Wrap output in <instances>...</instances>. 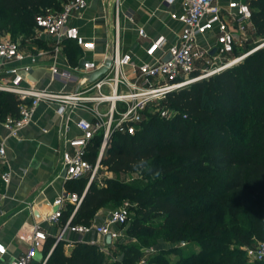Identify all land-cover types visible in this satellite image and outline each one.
<instances>
[{
  "label": "trees",
  "instance_id": "trees-1",
  "mask_svg": "<svg viewBox=\"0 0 264 264\" xmlns=\"http://www.w3.org/2000/svg\"><path fill=\"white\" fill-rule=\"evenodd\" d=\"M63 2L0 0V34L30 35L29 42L45 47L44 41L33 36L35 16L43 9L60 10ZM248 4L253 33L264 39V0ZM28 49L34 50L33 46ZM62 50L71 66L79 62L81 49L75 42L64 41ZM242 87L246 89L244 104ZM18 104L14 94L0 91V118L18 115ZM165 104L177 110L174 118L148 114L134 134H113L100 160L115 174L147 172L158 179L149 186L111 179L99 185L93 180L69 224L89 225L98 209H111L128 199L135 205L126 233L136 241L123 246V257L111 264H135L142 249L159 239L172 247L151 255L152 264H247L228 243H247L251 237L264 240V47L173 91ZM236 112L242 123H248L245 140H239L228 125ZM99 144L97 136L88 146L85 158L91 163ZM173 158L178 160L169 161ZM158 160L163 163L157 164ZM86 182V178L67 180L65 189L81 194ZM72 208L66 206L60 225ZM188 241L199 249L180 253L179 243ZM53 244V239L44 242L43 254L50 251L46 264H109L95 243L76 242L70 254L64 253L63 242ZM172 252L177 253L175 261L166 255Z\"/></svg>",
  "mask_w": 264,
  "mask_h": 264
},
{
  "label": "built area",
  "instance_id": "built-area-1",
  "mask_svg": "<svg viewBox=\"0 0 264 264\" xmlns=\"http://www.w3.org/2000/svg\"><path fill=\"white\" fill-rule=\"evenodd\" d=\"M164 1L170 5L177 0ZM180 5L181 10L175 16L182 28L176 40L168 43L164 36L151 39L143 50L145 58L136 61L131 53L119 49L118 6L117 0H112L113 22L108 53L110 63L106 71L93 77L92 74L103 65V61L87 59L69 65L70 73L59 72L55 62L50 65L53 75L73 77L75 85L70 90L36 87L29 80L28 74L43 51L26 52L7 34H0V91L10 92L19 100L18 115L0 118L6 136L17 135L40 101L55 106L57 123L63 135L69 132L71 113L82 110L88 117H80L74 122L78 133L67 136V145L60 150L64 179L86 178V187L97 180L98 171L103 166L100 160L113 134H134L150 113H157L166 120L174 118L178 114L177 110L165 104L170 93L237 63L255 47L234 55L235 48L247 44L249 33L253 31L251 9L247 2L229 0L222 7L216 0H180ZM85 6L86 0H65L60 10L38 13L35 16L36 31L52 43L55 52L61 49L66 40L75 42L83 51L93 50L94 43L84 39L78 28L69 22ZM138 34L146 36L142 28L138 29ZM212 49L214 52L210 53ZM167 54L170 57L163 60ZM213 65L217 67L210 70ZM97 136L100 138L98 154L94 163H91L85 155L89 144ZM6 164L3 137L0 138V180L4 184L10 179V170ZM85 189L81 194L65 191L52 201V210L44 220L59 226L54 244L59 241L64 230L76 233L94 231L102 236L110 234L112 240L117 234L113 228L126 223L127 202L110 210L100 224H69ZM68 204L73 205V208L67 221L60 225V216ZM46 239L47 233L40 228V222L34 223L30 243L11 264H32ZM106 245L104 242L103 246H98L105 250ZM0 249V255L5 254L6 247L1 243ZM151 250L146 249V253ZM49 253L38 264H46ZM246 254L252 260L264 262V240L247 247ZM137 264H146V256H142Z\"/></svg>",
  "mask_w": 264,
  "mask_h": 264
},
{
  "label": "crops",
  "instance_id": "crops-1",
  "mask_svg": "<svg viewBox=\"0 0 264 264\" xmlns=\"http://www.w3.org/2000/svg\"><path fill=\"white\" fill-rule=\"evenodd\" d=\"M216 1L224 7L229 0ZM240 1L249 3V0ZM117 6L119 49L131 53L136 61L145 58L143 50L151 39L164 36L171 43L181 31L182 25L175 16L181 10L180 0L170 5L164 0H117ZM112 9V0H86V6L70 19V24L78 28L80 35L94 43L93 50H81L78 61L87 59L104 63L108 59ZM139 28L146 36L138 34ZM41 40L45 47L35 45L34 50L22 48L29 53L43 51L29 71V80L38 88L72 89L75 85L73 77L53 75L50 70V65L55 62L59 72L70 73V64L62 47L55 52L46 37H41ZM54 110L53 104L40 101L16 136H6L0 125V138L5 137L6 167L10 170L9 182L4 184L0 180V243L6 247L5 254L0 255V264H11L26 249L34 223L40 222V228L47 233L48 239L55 241L58 235L59 226L45 221L44 217L52 210V201L66 191L60 150L67 145V136L78 133L74 122L80 117H88V114L74 110L70 115L69 132L63 135ZM97 183L103 185L104 181L97 179ZM108 211L110 209H98L92 223H102ZM59 241L63 242L65 254L71 253L76 242L106 243L105 236L94 231L76 233L64 230ZM43 247L38 250L32 264H38L44 257Z\"/></svg>",
  "mask_w": 264,
  "mask_h": 264
},
{
  "label": "rangeland",
  "instance_id": "rangeland-1",
  "mask_svg": "<svg viewBox=\"0 0 264 264\" xmlns=\"http://www.w3.org/2000/svg\"><path fill=\"white\" fill-rule=\"evenodd\" d=\"M46 10H48V9H43V11H46ZM34 33H33V36L35 38L34 37L33 38L37 39V40H41V36L39 35V33L36 30L34 31ZM9 34L11 37H13L14 40L19 41V43H21L25 49L27 48V50L29 47L35 46V43L28 41V38L30 35L26 37L25 35H23L22 33H19V32H15L13 35H11V33H9ZM9 34H7V35L9 36ZM249 35H250V38L247 41V44H243V45H240V46L235 48V51H234L235 56L240 55L241 53L251 49L255 45L264 41V39L259 38L258 36H255L253 31H250ZM240 61H238V62H240ZM237 63H235V64H237ZM235 64H233V65H235ZM214 67H217V65H213L210 68V70L213 69ZM241 94H242V104H244L245 98H246L245 87L241 88ZM228 125L232 130H234L236 132L235 135L239 140L240 139L245 140L246 138H248V134H246V131L249 129L248 123H242L240 121V116H239L238 112H236L231 117V120L228 122ZM177 160H178L177 158L169 159V161H177ZM156 163L161 164V163H163V161L158 160V161H156ZM147 174H148L147 172L115 174V173L108 171L107 168L102 166V168L99 169V171H98V178L97 179H99V180L111 179L114 181H121V182L127 183L129 185L149 186L151 183L155 182L156 179H158V178L154 174L151 176H148ZM125 202H127V208H128V219H127L126 223L123 225H117L113 228V230H115L117 232V234L112 239L110 245H106L105 250H101L100 248H98L99 251L105 255V260L109 264H111L115 259H121L123 257V255H124L123 250H122L123 246H126V245L132 243L133 241H136L134 237H131L130 235H128L126 233V228L128 227V225L131 222V217L134 216V211L132 208L135 205V203L131 202L128 199H123L116 206L112 207L110 210L118 208L119 206H121ZM108 213H109V211L105 215H107ZM156 219H158V218H156ZM258 241H261V240L256 239L254 237H251L250 241L247 243L246 242H236V241L231 240V241H229L228 246L231 249H235L237 251V253H239L238 255L240 256L241 261H243L247 264H264V263H260V262H257L255 260L250 259L246 254V248L256 245ZM181 243H179V245H178L179 249H180V253H189L191 251H197L199 249V247L193 242L188 241L186 243L183 242L184 244H181ZM101 246H103V245L101 244ZM173 246H175V245H173ZM163 247L168 248V247H172V246H170V244H167L166 242H163L161 239H159L155 245H151L150 247H144L142 249V252L140 254L139 259L142 256H146V264H152L151 261H149V258L151 259V255L158 254V251L161 250ZM146 249H152V250L146 253ZM166 255H167L168 259L170 257L172 259V261H175V259L178 257L177 253H175V252L168 253ZM137 262L135 264H137Z\"/></svg>",
  "mask_w": 264,
  "mask_h": 264
},
{
  "label": "water",
  "instance_id": "water-1",
  "mask_svg": "<svg viewBox=\"0 0 264 264\" xmlns=\"http://www.w3.org/2000/svg\"><path fill=\"white\" fill-rule=\"evenodd\" d=\"M213 52H214V49H212V50L210 51V53H213ZM169 57H170V55L167 54V55H165V57L163 58V60H167ZM109 63H110V59L108 58V59H106V61L103 63V65H102L98 70H96V71L92 74V76H93V77H97L98 75L104 73V72L106 71V69H107ZM88 186H89V184H88ZM88 186L86 187L85 192H86ZM105 241H106L107 244L111 243V235H110V234H107V235L105 236ZM56 243H57V242H56ZM56 243L53 245V247L56 245ZM53 247H52V248H53ZM52 248H51V250H52Z\"/></svg>",
  "mask_w": 264,
  "mask_h": 264
},
{
  "label": "bare ground",
  "instance_id": "bare-ground-1",
  "mask_svg": "<svg viewBox=\"0 0 264 264\" xmlns=\"http://www.w3.org/2000/svg\"><path fill=\"white\" fill-rule=\"evenodd\" d=\"M260 47H264V41H262L259 44L255 45V47L251 50V52H253L254 50H256V49H258Z\"/></svg>",
  "mask_w": 264,
  "mask_h": 264
},
{
  "label": "snow or ice",
  "instance_id": "snow-or-ice-1",
  "mask_svg": "<svg viewBox=\"0 0 264 264\" xmlns=\"http://www.w3.org/2000/svg\"><path fill=\"white\" fill-rule=\"evenodd\" d=\"M0 250H2V249H0Z\"/></svg>",
  "mask_w": 264,
  "mask_h": 264
}]
</instances>
